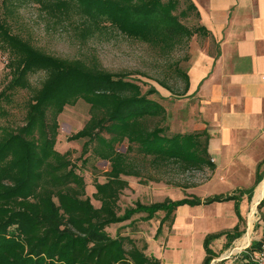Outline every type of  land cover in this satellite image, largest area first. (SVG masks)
Segmentation results:
<instances>
[{
  "label": "trees",
  "instance_id": "1",
  "mask_svg": "<svg viewBox=\"0 0 264 264\" xmlns=\"http://www.w3.org/2000/svg\"><path fill=\"white\" fill-rule=\"evenodd\" d=\"M36 1L42 11L56 19L76 16V26L84 38L111 26L127 37L169 51L197 33L209 35L202 25L193 29L181 20L191 11L199 17L192 0ZM9 2L0 0V45L10 55L7 65L11 72L10 81L0 91V264H162L145 252L147 247L140 248L129 235L113 236L108 228L139 212H147L151 219L164 211L157 231L160 234L167 221L172 227L177 208L185 204L236 202L238 224L206 235L202 264H210L215 256L211 247L215 239L225 236L228 247L241 237L244 217L239 200L246 192L252 197L264 176L261 164L255 184L247 191L238 189L205 198L195 194L177 200L168 197L147 205L138 201L120 213L121 194L129 187L126 176H139V171L125 163V153L116 151V144L128 141L127 150L136 148L142 158L151 157L152 163L214 171L209 132L169 133L168 126L152 128V118L166 117L165 106L149 97L158 92L155 87L144 92L141 84L124 75L45 53L14 33L1 16L2 6L8 10ZM37 71H45L47 77L29 100L25 123L16 128L2 126L1 119L8 115L5 104L11 102L16 90H33L30 75ZM179 72L188 90L189 75L181 68ZM79 99L90 105L91 117L70 139L101 141L104 147L98 154L112 163L106 181L95 182L92 196L87 194L85 178L70 159V152L62 153L55 147L58 117ZM81 161L84 165L87 158ZM263 205L264 199L260 207ZM259 244L253 242L251 249Z\"/></svg>",
  "mask_w": 264,
  "mask_h": 264
},
{
  "label": "rangeland",
  "instance_id": "2",
  "mask_svg": "<svg viewBox=\"0 0 264 264\" xmlns=\"http://www.w3.org/2000/svg\"><path fill=\"white\" fill-rule=\"evenodd\" d=\"M7 8L8 10L2 6L1 16L6 17L12 31L23 36L45 53L69 61H83L92 68L124 75L141 84L144 92L150 87H155L158 92L149 97L159 101L176 114L172 113L170 118L164 119L154 117L150 121V126L153 128L155 125H169L167 130L169 133L181 130L176 124L178 119H185L188 109L184 100L187 92L186 80L179 72V68L188 72V60L194 48L199 43L205 44L204 34L197 33L169 51H163L148 43L127 37L111 26L84 38L80 35L79 27L76 26V16L64 20L56 19L42 11L36 0H10ZM181 20L193 29L200 25L199 17L194 11H191L187 18L181 17ZM9 60L8 51L0 45V91L11 79L7 65ZM46 77L45 71H37L30 75L33 90L19 89L13 93L11 102L5 104L8 115L1 119L2 126L16 128L25 123L29 100L34 90L42 86ZM180 103H183L181 110L178 108ZM90 117V105L85 100L79 99L75 105H67L58 117L59 134L55 147L62 153L70 152V159L78 165L79 172L85 178L87 194L92 196L96 190L95 182L106 181L105 174L111 170L112 163L109 159L99 156L98 153L104 147L101 141H89L88 138L70 139L84 127ZM170 124H174V127ZM183 128L185 132H189L186 130L187 127L183 126ZM104 134L108 136L106 132ZM263 137L264 131L257 138ZM262 145L264 147V144ZM128 146V141L118 143L116 151L125 153V163L137 168L139 176H126L130 182L129 187L120 197L121 214L126 208L135 206L138 201L147 205L162 202L168 197L173 200L191 194L201 197L217 193L218 190H225L227 187L233 188L234 183L231 182L228 174L223 173L224 179L220 180L219 174L213 177L215 170L182 168L177 164L165 166L163 162L152 163L151 157L142 158L136 148L127 150ZM83 158H87V163L84 165L81 161ZM261 171L264 172V163ZM241 172L245 178L250 174L248 168L241 169ZM252 185L253 183L248 185V188ZM257 186V197L260 199L254 203L255 211L252 213L253 197L245 204H239V211L244 217L241 222L244 233L228 247L225 236L215 239L211 246L216 254L210 264H215L219 256L225 254L235 244H241L246 237L249 238L245 242L250 239L252 242L261 239L264 232V205L260 207L258 202L264 199V181ZM93 202L98 205L95 199ZM223 203L220 213L215 212V214L210 210L202 211L201 207L191 205V208H195L192 211L177 210V223L173 225V229L167 221L163 224L160 234H157V231L164 211H158L151 219L147 218V212L136 213L130 220L111 225L108 231L113 236L129 235L140 248L147 247L145 250L147 254L154 255L164 264H202L206 256L205 235L215 230L216 224L230 227L232 216L237 218L236 202L230 200ZM231 229L233 227L229 228Z\"/></svg>",
  "mask_w": 264,
  "mask_h": 264
},
{
  "label": "crops",
  "instance_id": "3",
  "mask_svg": "<svg viewBox=\"0 0 264 264\" xmlns=\"http://www.w3.org/2000/svg\"><path fill=\"white\" fill-rule=\"evenodd\" d=\"M192 1L197 7L200 25L209 35H205L204 45L197 44L188 60L189 88L184 99L188 110L185 119H178L176 125L181 129L178 132L186 133L183 126L189 132H209L208 151L216 164L213 177L219 174L223 180L225 173L234 183L233 188L224 187L225 190L214 194L232 193L237 189L247 191L255 184L258 166L264 163V137L257 138L264 131V0ZM182 104L178 107L180 110ZM165 108L167 118L176 114ZM243 168L249 169L247 178L242 175ZM257 187L252 196V213L255 201L260 199ZM249 199L246 192L239 204ZM223 204L214 202L194 207L215 214L220 213ZM181 209L192 211L195 208L185 204L177 208ZM176 212L173 225L177 223ZM231 220L230 227L216 224L217 228L211 233L234 227L239 222L238 215Z\"/></svg>",
  "mask_w": 264,
  "mask_h": 264
},
{
  "label": "built area",
  "instance_id": "4",
  "mask_svg": "<svg viewBox=\"0 0 264 264\" xmlns=\"http://www.w3.org/2000/svg\"><path fill=\"white\" fill-rule=\"evenodd\" d=\"M257 249H251L252 240L238 243L216 259L215 264H264V235Z\"/></svg>",
  "mask_w": 264,
  "mask_h": 264
},
{
  "label": "water",
  "instance_id": "5",
  "mask_svg": "<svg viewBox=\"0 0 264 264\" xmlns=\"http://www.w3.org/2000/svg\"><path fill=\"white\" fill-rule=\"evenodd\" d=\"M262 200V199H261ZM261 201H259L258 203H260Z\"/></svg>",
  "mask_w": 264,
  "mask_h": 264
},
{
  "label": "bare ground",
  "instance_id": "6",
  "mask_svg": "<svg viewBox=\"0 0 264 264\" xmlns=\"http://www.w3.org/2000/svg\"><path fill=\"white\" fill-rule=\"evenodd\" d=\"M245 240V239H244ZM244 240H243V243H244Z\"/></svg>",
  "mask_w": 264,
  "mask_h": 264
}]
</instances>
